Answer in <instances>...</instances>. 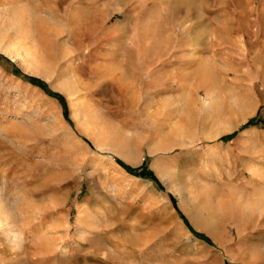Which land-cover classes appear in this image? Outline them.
I'll return each mask as SVG.
<instances>
[{"label": "rangeland", "instance_id": "obj_1", "mask_svg": "<svg viewBox=\"0 0 264 264\" xmlns=\"http://www.w3.org/2000/svg\"><path fill=\"white\" fill-rule=\"evenodd\" d=\"M0 55V264H264V0H0Z\"/></svg>", "mask_w": 264, "mask_h": 264}, {"label": "trees", "instance_id": "obj_2", "mask_svg": "<svg viewBox=\"0 0 264 264\" xmlns=\"http://www.w3.org/2000/svg\"><path fill=\"white\" fill-rule=\"evenodd\" d=\"M0 60H7V62H10L9 59L5 58L4 56L0 55ZM22 79H25L27 80L28 82H30L31 84L35 85V86H38L40 87L42 90H44L47 94L53 96V97H56L58 98L59 100H63V97H61L59 94L57 93H53L51 92L50 90L47 89V86H46V83L41 80L40 78L38 77H34V76H29V75H22L21 76ZM66 107H64V112H66ZM260 120L259 119H256V118H251L249 119L247 122L244 123V127H247V126H251V125H257L259 124ZM123 166L129 171V172H136L138 169H134V168H131L130 166L128 165H125L123 164ZM137 174L139 176H142V177H146V178H149V179H152L154 180L155 182H157V178L155 177V175L153 174L152 171L150 170H145V169H140L139 171H137ZM171 200H174L173 197H171Z\"/></svg>", "mask_w": 264, "mask_h": 264}, {"label": "bare ground", "instance_id": "obj_3", "mask_svg": "<svg viewBox=\"0 0 264 264\" xmlns=\"http://www.w3.org/2000/svg\"><path fill=\"white\" fill-rule=\"evenodd\" d=\"M87 115V113H86ZM87 121V120H86ZM3 225V220L0 218V226Z\"/></svg>", "mask_w": 264, "mask_h": 264}, {"label": "crops", "instance_id": "obj_4", "mask_svg": "<svg viewBox=\"0 0 264 264\" xmlns=\"http://www.w3.org/2000/svg\"><path fill=\"white\" fill-rule=\"evenodd\" d=\"M227 264H231V263H227ZM248 264H250V263H248Z\"/></svg>", "mask_w": 264, "mask_h": 264}]
</instances>
